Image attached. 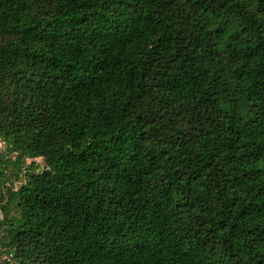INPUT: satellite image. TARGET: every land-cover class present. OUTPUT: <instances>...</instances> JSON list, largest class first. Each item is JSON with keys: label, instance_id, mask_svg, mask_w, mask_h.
<instances>
[{"label": "trees", "instance_id": "trees-1", "mask_svg": "<svg viewBox=\"0 0 264 264\" xmlns=\"http://www.w3.org/2000/svg\"><path fill=\"white\" fill-rule=\"evenodd\" d=\"M0 139L19 264H264V0H0Z\"/></svg>", "mask_w": 264, "mask_h": 264}, {"label": "built area", "instance_id": "built-area-1", "mask_svg": "<svg viewBox=\"0 0 264 264\" xmlns=\"http://www.w3.org/2000/svg\"><path fill=\"white\" fill-rule=\"evenodd\" d=\"M8 144L0 139V155L2 154H9L6 157H11L13 160H17L18 158V151H9ZM35 161L36 165L38 166V170H41L44 167L43 158L42 157H26L25 162L21 165L20 169L15 170L12 167H7L4 169L2 176H0V192L3 194L0 197V219H4V214L2 210V206L6 205L8 202V190L18 191L21 185L25 184L27 181L26 173L28 171V166L31 162ZM4 178V182L1 178ZM5 232L0 229V264H19L16 256L15 249L11 248L10 246L6 245L2 238L4 237Z\"/></svg>", "mask_w": 264, "mask_h": 264}, {"label": "rangeland", "instance_id": "rangeland-1", "mask_svg": "<svg viewBox=\"0 0 264 264\" xmlns=\"http://www.w3.org/2000/svg\"><path fill=\"white\" fill-rule=\"evenodd\" d=\"M4 207V208H3ZM2 207L3 210V214L5 217V220L0 223L1 226L5 227L6 231H7V227L9 226V224L16 222L17 219L20 216V208L18 206L17 203H8V205H5Z\"/></svg>", "mask_w": 264, "mask_h": 264}]
</instances>
